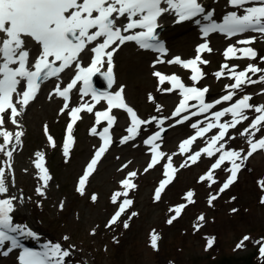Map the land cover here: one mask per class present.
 Segmentation results:
<instances>
[{
  "label": "rangeland",
  "instance_id": "obj_1",
  "mask_svg": "<svg viewBox=\"0 0 264 264\" xmlns=\"http://www.w3.org/2000/svg\"><path fill=\"white\" fill-rule=\"evenodd\" d=\"M165 33L172 53L179 52L183 56L193 53L191 47L196 39L183 44L179 36L191 33L187 26L174 27ZM252 44L259 48L264 57V41L255 40ZM215 53L214 65L207 68L211 72L204 82L210 84L211 95L218 99L227 94L225 85L234 83L227 70L220 79H215L213 74L221 71L222 65L227 64L229 68L235 66L237 72L248 64L264 69V63L260 65L254 60H226L221 47H217ZM156 59L125 45L117 53L115 78L125 88L128 98L137 106L144 120L156 117L157 120L163 119L164 123L158 126L157 121H152L143 125L139 135L124 144L120 140L128 134L126 128L130 123L118 131L116 142L90 175L83 194L77 192L79 178L98 147V135L89 137L86 134L95 125V113H87L78 123L75 129L77 138L70 146L69 156L65 157L63 124L69 110L66 111V117L62 118L56 114V105L50 111H43L45 98L44 94L40 95L26 114L28 134L24 150L17 155L10 170L4 166L8 193L17 197L13 201L16 206L15 220L23 225V221L36 225L43 232L41 239L69 250L71 255L66 258V264H264L259 251V242L264 241V203L261 202L264 199V187L259 183L264 181V150H258L244 161L234 183L222 193L219 189L230 175L227 169L231 164L227 161L214 171L215 183L209 186L208 181H201L200 177L209 171L219 153L211 158L202 154L196 163L188 160V156L205 147V141L210 136L207 135L198 138L189 150L181 154L179 145L190 138L191 125L186 122L178 124L172 118L170 108L177 99L170 91H166L171 88L168 81L160 83L153 73L157 70L166 76L175 74L186 83L193 82L178 66L154 65ZM260 75L264 73H249L254 80H258ZM246 91L251 97L249 103L264 105V83L246 84L237 91L232 101L218 104L215 112L229 107ZM79 104L75 102V105ZM245 114L248 119L236 128L229 129L225 137V149L241 151L242 156L247 154L249 145L247 137L240 133L249 126L257 113L246 110ZM230 120L229 114L222 117L220 122ZM45 122L50 126L46 125L47 134ZM202 122L209 121L204 118ZM99 126L102 124L96 125L97 128ZM165 126L168 127L167 133L157 142L160 144L159 151L165 155L157 165L145 172L152 153L150 146L143 141L153 131ZM10 130L13 133L16 129ZM49 135L53 138L54 147L49 143ZM229 136L234 139H229ZM262 136L264 129L257 132L253 139ZM2 140L3 137H0V142ZM38 152L48 159L55 175L54 181L47 182L42 196H36V188L42 181L33 176L36 171L35 154ZM168 156H172V168L176 171L172 173L171 182L162 190L161 198L156 200L155 191L160 181L165 179L163 165L168 163ZM183 164L187 166L181 167ZM129 172L137 173L130 178L136 188L129 190L127 196L133 203L116 224L107 227L111 215L125 199L120 196L113 203L111 198L115 193L124 191L120 182ZM189 191L194 193L191 197L194 202L191 203L185 199ZM93 194L97 197L95 202L91 199ZM212 195L217 198L210 205L208 200ZM180 205H185L181 214L171 224L167 223L175 215L170 209ZM133 212L137 215L131 216ZM201 215L203 221L198 219ZM124 221L128 222V228L123 226ZM195 225H199V228ZM153 231L159 237L156 248L151 245ZM245 237L249 239L245 240ZM209 238L213 241L211 247H208ZM242 241V246L237 247ZM0 264L14 263L0 259Z\"/></svg>",
  "mask_w": 264,
  "mask_h": 264
},
{
  "label": "snow or ice",
  "instance_id": "obj_2",
  "mask_svg": "<svg viewBox=\"0 0 264 264\" xmlns=\"http://www.w3.org/2000/svg\"><path fill=\"white\" fill-rule=\"evenodd\" d=\"M228 3L233 7L243 8L244 14L238 15L235 11L230 12L223 18V23L218 24L211 19V12L205 14V10L198 0H0V137H3L0 152H3L10 160L15 146L21 143V137L24 134L22 131H17L15 134L8 132L4 129L6 122L10 120L13 125L18 126L16 117L20 116L29 103L36 98L41 85L52 78L59 81L61 73L74 67L75 74L70 81L64 86L59 82L56 83L52 92L49 93L50 99L53 95L62 98L64 103L60 109L61 113L69 109L73 90L78 91L80 95L81 103L76 107H71L68 112L70 122L67 125L63 144L65 157L69 156L70 145L74 143L72 131L74 124L81 118L79 114L82 112L93 113L96 105L102 100L107 103L106 109L95 111V125L90 129V134L99 135L102 142L87 164L83 175L79 178L77 192L83 194L90 175L95 171L96 165L111 146L110 129L116 121V117L112 114L113 109L124 110L130 118V124L126 128L128 134L121 138V144L134 140L139 135L143 125L150 124L152 121H157L158 126L164 123L163 119L157 120L156 117L149 120L141 119L136 111L125 102L122 95L123 86L114 93L96 90L92 84L93 76L103 75L107 80L108 87H112L115 82L113 56L126 42H134L143 50L166 54L167 50L157 36V29L161 27L159 19L165 13L174 15L176 23L189 21L203 15V20L208 22L201 27L204 37L212 32H219L228 37L248 31L259 32L264 35V0H228ZM162 4L167 5V7H162ZM249 4L252 6L244 7ZM122 19L126 20V23L120 25L119 22ZM196 23L199 24L200 20H197ZM137 29L139 31H136ZM255 40V37H250L238 40L237 43L250 45ZM29 41L33 42L36 47L30 49ZM89 50L92 54L90 63L83 66L82 55ZM205 51H212L206 40L197 46L194 58L185 61L180 57H174L172 60L167 61L169 64H178L185 69H190L189 79L193 82L190 87L186 86L175 74L166 76L160 72L153 73L154 76L158 77L160 83L165 81L171 83L172 87L166 89V91L179 90L182 98L173 111L172 117L181 116L182 112H187L192 107H198V111H192L190 115L198 116L224 101H232L237 91L242 89V86L264 83V75H260L258 80H254L248 75V73L252 75L264 73V69L254 64H248L243 71L239 72L235 70V66L229 68L225 64L221 66V71L213 75L220 79L227 70L229 78L233 79L234 83L225 85L227 94L214 103L205 102L204 97L208 89H200L195 86L204 76L199 65L208 63V61L202 59V53ZM32 52H36L34 61ZM237 53L240 55H237ZM223 55L226 60L257 58V53L252 47L237 48L235 45H229ZM260 59L264 60V57ZM164 62L157 58L154 64ZM105 64L107 69L101 72ZM77 85H79L78 88ZM86 96L91 97V103L84 100ZM149 99L151 100L152 97L149 96ZM190 100L196 101L197 104H189ZM250 100V96L244 95L229 107L211 113V117H205L209 122L203 127L199 126L202 123L200 121L191 124V127L196 129L195 134L179 145L180 152L183 154L188 150L186 146H190L197 138L203 137L214 128L219 129L216 135L205 141V147L188 156V160L196 163L202 154L211 158L219 153L209 171L200 177L201 181H208L209 186L216 182L214 171L221 168L225 161L230 163L231 167L227 169L230 175L220 187L219 192L221 193L234 183L244 161L258 150H264V136L256 140L253 139L257 132L264 129V105H252L249 103ZM159 110L160 106L158 105L157 111ZM246 110H254L257 115L251 120L249 126L240 133L241 136L247 137L249 145L247 154L242 156L241 151L225 149V137L228 135L229 129L236 128L237 125L248 119L245 114ZM229 114L231 120L221 123V118ZM189 119L190 116L184 115L176 123H183ZM102 121H106L107 124L102 131L97 132L96 125H100ZM162 131L164 129L160 128V131L143 141L145 145L150 146V152L152 153L151 161L145 168V172L157 165L165 155L159 151L160 144L157 143L161 138L160 133ZM45 132L47 134L46 126ZM228 138L234 139L230 136ZM13 139L15 144L9 150L8 146L12 144ZM48 140L50 145L54 147V141L50 135ZM36 156L35 167L39 170V179L43 181V184L36 188V192L42 196L44 195L43 189L47 187V182L51 177L43 165V153L38 152ZM167 160L168 163L163 165L165 179L160 181L155 191L156 200L161 198L162 190L171 182L172 173L176 171L172 168V156H168ZM185 166L187 165H181V167ZM7 167L10 170L11 164H7ZM124 167H127V165ZM136 175V172H129L128 176L120 182L124 191L117 192L112 196L113 203H116L117 198L120 196L125 197V199L119 203L118 210L108 221L107 227L116 224L132 205L133 201L128 199L127 196L129 190L136 188V185L130 179ZM259 183L264 187V181ZM8 191L5 168L0 167V196H5ZM193 195L194 193L189 191L186 193L185 199L190 203L194 202L191 200ZM216 198L215 195L210 196L209 204L211 205ZM16 199L15 196L0 198V250H2L0 255L3 256H7L13 249L22 247L18 236L35 238V233L31 230L13 223L11 213L15 211L13 201ZM91 199L95 202L96 195L93 194ZM261 202L264 203V199ZM62 207L63 202H61ZM183 207L185 205L170 209V211L175 212V215L167 223L171 224L181 214ZM136 215L135 212L131 214V216ZM198 219L203 221V215ZM123 226L128 228V222L124 221ZM194 227L198 229L199 225ZM158 239V235L153 231L151 235L153 248H156ZM244 239L249 238L245 237ZM212 242V238H209L208 247H211ZM259 243H261L260 255L264 258V241ZM242 244L243 241L237 247H241ZM5 248L6 250H4ZM70 255V251L62 249L60 244H45L42 246L41 251L23 248L18 260L19 264H66V258Z\"/></svg>",
  "mask_w": 264,
  "mask_h": 264
},
{
  "label": "bare ground",
  "instance_id": "obj_3",
  "mask_svg": "<svg viewBox=\"0 0 264 264\" xmlns=\"http://www.w3.org/2000/svg\"><path fill=\"white\" fill-rule=\"evenodd\" d=\"M189 37H190V35H189ZM189 37H187V38L184 40L183 44H185L186 42L189 41ZM31 46H32V48L36 47V46L34 45L33 42H31ZM32 53H33V52H32ZM147 54H149V53H147ZM33 55L35 56V53H33ZM86 55H87V56H86ZM34 56H33V57H34ZM87 59H88V52L86 51V52L83 53V55H82V61L84 62V61H86ZM61 80H64V78H62ZM55 102H56L55 100H53V101H49V102L44 101V103H43V111H45V112L50 111V109L53 108ZM21 118H22V114H21L20 116L17 117L18 124L21 123ZM25 120H26V118H25ZM47 124H49V123H47ZM13 126L15 127V126H17V125H13ZM13 126L11 125V128H12ZM26 131H27V132H23V133H24V134H23V139H24V141H26L27 134H28V124H26ZM13 142H15L14 139H13ZM10 146H12V145L10 144ZM9 150H11V147H10Z\"/></svg>",
  "mask_w": 264,
  "mask_h": 264
},
{
  "label": "trees",
  "instance_id": "obj_4",
  "mask_svg": "<svg viewBox=\"0 0 264 264\" xmlns=\"http://www.w3.org/2000/svg\"><path fill=\"white\" fill-rule=\"evenodd\" d=\"M264 259V258H263Z\"/></svg>",
  "mask_w": 264,
  "mask_h": 264
}]
</instances>
